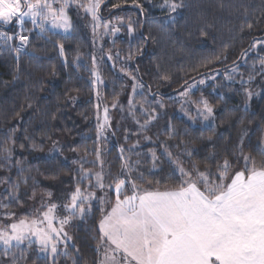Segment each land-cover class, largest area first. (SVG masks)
<instances>
[{"label":"trees","instance_id":"obj_1","mask_svg":"<svg viewBox=\"0 0 264 264\" xmlns=\"http://www.w3.org/2000/svg\"><path fill=\"white\" fill-rule=\"evenodd\" d=\"M101 2L103 15L123 22L119 34L99 40L72 10L71 34L31 29L19 53L14 40L0 41V220L31 218L51 204L59 219L69 217L64 206L75 188L96 189L94 177L91 188L81 180V166L101 171L106 185L128 177L139 188L167 189L179 183L177 160L204 170L242 151L257 165L264 162V69L257 66L264 44L253 46L264 41V0H175L181 5L175 12L168 7L172 0ZM0 31L12 35L16 27ZM243 61L253 81L219 79L193 94L216 109L211 125L179 114L175 92ZM96 67L103 77L98 88ZM99 96L113 107L114 133L104 136ZM98 191L108 192L109 203L95 202L92 212L70 217L74 245L68 244V255L61 251L51 260L40 255L37 242L27 241L0 249V264H98L101 208L114 201L111 191Z\"/></svg>","mask_w":264,"mask_h":264},{"label":"snow or ice","instance_id":"obj_2","mask_svg":"<svg viewBox=\"0 0 264 264\" xmlns=\"http://www.w3.org/2000/svg\"><path fill=\"white\" fill-rule=\"evenodd\" d=\"M75 2L63 0L59 7H54L59 0H0V24L19 26L14 35L0 31V41L8 44L18 39L17 53L25 48L29 41L24 34L26 18L42 32L47 25L68 32L71 22L66 8ZM99 4L100 0H89L88 4L78 6L98 20ZM180 6L175 0L168 4L173 12ZM256 43L264 41L254 42L253 46ZM59 48L63 53L62 44ZM260 63L264 67V59ZM252 95L248 91V96ZM200 103L201 115L207 120L213 115V107L207 100ZM108 123L105 108L104 125ZM104 125L100 126L101 136ZM4 151L10 155L8 148ZM165 154L171 159V153L165 150ZM175 164L179 183L163 191L141 189L128 177H115L105 185L102 172L81 166V180L91 181L94 177L96 188L107 189L115 197L110 210L101 208L97 250H102L103 258L98 264H264V162L257 165L241 151L235 160L225 157L204 170L195 164L186 169L178 160ZM88 187L93 185L89 183ZM94 199L95 192L77 186L70 204L64 206L69 217L58 220L54 213L57 205L51 204L31 221L20 219L12 223L10 232L0 229V244L7 250L13 241L17 245L25 240L31 244L34 236L42 250L55 256L58 243L67 244L71 239L64 230L70 217L85 216ZM99 199L104 202L103 197ZM64 255H68L67 251Z\"/></svg>","mask_w":264,"mask_h":264},{"label":"rangeland","instance_id":"obj_3","mask_svg":"<svg viewBox=\"0 0 264 264\" xmlns=\"http://www.w3.org/2000/svg\"><path fill=\"white\" fill-rule=\"evenodd\" d=\"M50 2H51V0H50ZM62 3H63V0H59V3H54L53 6L59 7L60 4H62ZM88 3H89V0L87 2L83 1V0H76L75 3L71 4L69 7L66 8L67 15H68L70 22H71V28L68 32H65L62 28H53V27H51V25H47L46 29L52 31L53 33H61V34L73 33L75 26L73 24V16H72L71 11L74 10V11H76L77 20H78L79 24L83 25V27L88 31V33L90 35H95V37L97 36V38L99 40L109 36L111 31L113 34H116V35L119 34V27L121 25H123V22L120 19L118 20L117 18H115L112 20V19H109L108 17H106L105 15H103L102 10H101V8H102L101 0H100L99 8L97 10V16L99 19L93 20L92 15L90 13L85 12L84 8L78 6L79 4H85L86 5ZM25 23L31 24L32 22H31V20L26 18ZM26 24L24 25V27L26 29L29 30V29L33 28V29L37 30V28H36L37 26L35 27V26H33V24H31L32 27L30 28L29 25H26ZM4 26H9V25H4ZM15 27L17 30L18 26L15 25ZM116 29H118V31H116ZM243 63H244V61L242 63H238L232 67H229L226 70H220V71H216V72L204 75V76L190 82L180 91L175 92L172 96L175 97L176 99H178L181 103V107L179 109V114L183 115V116H185L191 120H199L205 126L211 125L215 120L214 117H215L216 109L212 106L213 110H214L213 115L211 117H209L207 120H205L203 118V116L201 115L200 110H202L203 105L200 103V101L206 100V98L201 96V95H198L197 96L198 100H196L193 94L196 93L201 88H204L205 86H207V84L215 82L219 79H221L225 82H232V83H237V84H248L250 81H253V79H254V78H252L253 76H248V75L243 73V70L241 68V65ZM260 65H261V63H259V65H257V66H260ZM261 68L264 69V67H261ZM97 75L99 76V79H97ZM229 77H231V79H229ZM200 81H204V83H200ZM102 84H103L102 74L99 70H97V67H96L95 72H94V85L96 88H98ZM140 87L141 86L139 84H137L134 87L135 91L133 90L131 92L132 95L135 92H137L140 89ZM181 93H186V94L181 95ZM100 98L101 97L99 96L98 108L101 111V122H100L99 126L104 125V109L105 108L108 109V116H109V110L111 108H113L112 106L108 107L103 102V100ZM108 120H109V123L107 125H104V127H103V134H105L108 131H111L114 133V130H113L114 126H112V122H111V119L109 117H108ZM102 136H104V135H102ZM100 162H102V165L104 164V160L102 158H100L98 161V163L101 166ZM103 177H104L103 182L105 184V175L104 174H103ZM89 183L92 184V180L89 181ZM93 185L95 186L94 183H93ZM145 188H147V187H141V189H145ZM98 190H100V189L96 188V189L92 190L93 192L96 193L97 199H94L91 201V209L87 213L92 212V208H93V205L95 204V202H99L101 205H103V207H105L109 203L110 198L108 196V192L107 193L103 192L102 194H99L100 192ZM129 194H131V193L129 192ZM101 197L104 198L103 203H101V200L99 199ZM114 200H115V197H114ZM86 207H87V205H86ZM54 213H55L57 219L59 220V217L57 215L56 210H54ZM39 214H41V213H38L34 216L32 215L33 217H31V218H29V217L21 218L19 216L17 217V216H8L7 215L6 216L7 218L5 217L3 220H0V229L7 228L10 232V225L12 223H18V221L20 219H26L28 221H31L32 219L36 218ZM64 230L68 233V236L71 237V239H69L67 241V244H65L63 241L58 243V245H57L58 252L55 256H53L49 250H42L40 245H39L40 255L49 257L51 260H54L61 251H68V244L74 245L73 236L70 232V229H68L67 225L64 226ZM32 241L38 243V241L36 240V237H34V236L32 237ZM24 242H27V240H25ZM15 244H16V242L13 241L12 245H15ZM3 247H5V246L3 244H0V249H2ZM100 254H101V251H100Z\"/></svg>","mask_w":264,"mask_h":264},{"label":"built area","instance_id":"obj_4","mask_svg":"<svg viewBox=\"0 0 264 264\" xmlns=\"http://www.w3.org/2000/svg\"><path fill=\"white\" fill-rule=\"evenodd\" d=\"M24 29H25V28H24ZM18 31H19V30H18ZM18 31H17V32H18ZM17 32H16V33H17ZM16 33H15V34H16ZM24 34L27 35V36H29V41H30V39H31V33H30V31H28L27 29H25ZM29 41H28V42H29ZM15 42H16V46L18 47V46H19V43H20L19 40L17 39V40H15ZM26 47H27V45H26ZM26 47L23 48L22 50H25Z\"/></svg>","mask_w":264,"mask_h":264},{"label":"crops","instance_id":"obj_5","mask_svg":"<svg viewBox=\"0 0 264 264\" xmlns=\"http://www.w3.org/2000/svg\"><path fill=\"white\" fill-rule=\"evenodd\" d=\"M0 26H4V25H1L0 24ZM8 27V26H7ZM145 189H147V190H160V191H163V190H165V189H153V188H145ZM114 202H115V200L114 201H112V203L111 204H114ZM111 204L109 205V208L107 209V210H110V206H111ZM103 258V252H102V250H101V259ZM100 259V260H101Z\"/></svg>","mask_w":264,"mask_h":264}]
</instances>
